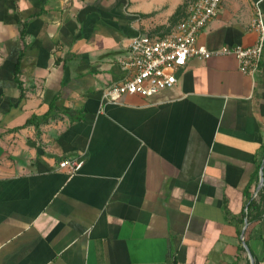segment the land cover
I'll use <instances>...</instances> for the list:
<instances>
[{
  "label": "crops",
  "instance_id": "0c3cea01",
  "mask_svg": "<svg viewBox=\"0 0 264 264\" xmlns=\"http://www.w3.org/2000/svg\"><path fill=\"white\" fill-rule=\"evenodd\" d=\"M186 1L0 0V264H264V47L252 75L192 58L152 97L102 98L128 40L170 32ZM257 10L221 0L197 43L254 46Z\"/></svg>",
  "mask_w": 264,
  "mask_h": 264
},
{
  "label": "built area",
  "instance_id": "2783aa9c",
  "mask_svg": "<svg viewBox=\"0 0 264 264\" xmlns=\"http://www.w3.org/2000/svg\"><path fill=\"white\" fill-rule=\"evenodd\" d=\"M220 3L221 0H191L187 4L186 16L173 25L170 32L131 37L125 55L118 61L124 79L106 88L103 100L116 102L123 95L152 97L174 86L178 71L192 58L206 60L213 55H232L236 57L240 71L252 75L259 66L264 47V25L259 10L256 11V26L260 35L254 46H223L217 51H209L197 43L198 33L217 14ZM83 165L82 158H67L58 163V168L72 175Z\"/></svg>",
  "mask_w": 264,
  "mask_h": 264
},
{
  "label": "trees",
  "instance_id": "16d2710c",
  "mask_svg": "<svg viewBox=\"0 0 264 264\" xmlns=\"http://www.w3.org/2000/svg\"><path fill=\"white\" fill-rule=\"evenodd\" d=\"M190 0H187L175 13V16L173 18L170 19V23L171 24H175L177 21L179 22L181 17L183 16L186 8H187V3ZM24 30H25V26L24 24L21 25V30H20V36L21 38L24 36ZM17 73H18V63H17ZM19 90L20 92V98L23 97L22 94V88L19 86ZM57 109V99H55L53 102H51L49 104V109L48 111L42 115L41 117H38L36 115H33L29 120L26 121L24 126H33L35 128L36 134H39V127L41 124H44L46 122H48V120L55 118V114L54 112ZM260 168V165L257 166V174H258V170ZM250 190V185H248V187L244 190L243 192V196L246 200L245 203V211L243 212L242 216L243 217H248L250 216V213L253 211H255L256 213V217H260V215L263 212V208H260L258 206V204L256 203L255 199L253 198Z\"/></svg>",
  "mask_w": 264,
  "mask_h": 264
},
{
  "label": "water",
  "instance_id": "95a60500",
  "mask_svg": "<svg viewBox=\"0 0 264 264\" xmlns=\"http://www.w3.org/2000/svg\"><path fill=\"white\" fill-rule=\"evenodd\" d=\"M261 184H262V179L260 178V183H259V186H261Z\"/></svg>",
  "mask_w": 264,
  "mask_h": 264
}]
</instances>
